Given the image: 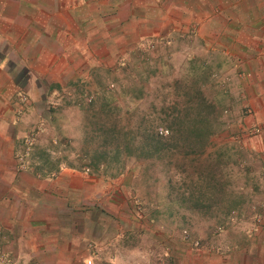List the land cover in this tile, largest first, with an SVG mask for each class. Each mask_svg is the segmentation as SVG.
Returning <instances> with one entry per match:
<instances>
[{"label": "rangeland", "instance_id": "1", "mask_svg": "<svg viewBox=\"0 0 264 264\" xmlns=\"http://www.w3.org/2000/svg\"><path fill=\"white\" fill-rule=\"evenodd\" d=\"M196 29L169 45L144 38L118 48L115 37L88 70L21 90L19 166L28 161L42 175L84 171L123 187L113 196L118 213L106 219L119 236L110 231L113 240L92 264H245L264 255V122L249 116L229 58L205 55ZM140 118L155 132L167 130L170 150L159 159L122 152L126 140L137 146ZM175 118L193 122L199 140L174 147Z\"/></svg>", "mask_w": 264, "mask_h": 264}, {"label": "crops", "instance_id": "2", "mask_svg": "<svg viewBox=\"0 0 264 264\" xmlns=\"http://www.w3.org/2000/svg\"><path fill=\"white\" fill-rule=\"evenodd\" d=\"M191 26L205 55L229 58L230 70L241 76L236 88L249 116L264 122V0H0L3 264H84L108 248L111 230L119 236L106 219L118 211L113 196L122 195V186L84 171L59 168L42 175L28 161L20 168L16 158L26 134L14 113L24 109L21 90L38 89L47 79L60 84L88 70L111 41L118 39V48L144 38L169 45L178 34L190 36ZM245 264H264L263 252L247 256Z\"/></svg>", "mask_w": 264, "mask_h": 264}, {"label": "trees", "instance_id": "3", "mask_svg": "<svg viewBox=\"0 0 264 264\" xmlns=\"http://www.w3.org/2000/svg\"><path fill=\"white\" fill-rule=\"evenodd\" d=\"M99 111H103L102 107H100ZM187 118V116H184ZM198 124V120L195 122ZM101 126L100 128H102ZM171 127L173 131L171 132V136L175 137L173 139L174 147H179L180 142L185 141V145L187 144L186 138H189V136L192 137L194 140H199L200 137V131L197 127L193 125V122L190 125L185 124V120L183 118L180 119H174L171 122ZM99 130V134L101 136H105L106 130ZM139 130L136 132V134H139V136H136L138 138L137 146L134 148V146L129 141H124L122 148L125 153V156L129 154L130 148L134 149V151L137 153L138 158L140 159H152V158H160L162 157L167 151L170 150L168 138L165 137L167 134V130H157L156 132L151 128L149 125H145L144 118H140L138 122ZM107 133V132H106ZM132 133V132H129ZM106 139V137H105ZM105 141V140H104ZM115 156V155H114ZM113 156V157H114ZM100 158V154L91 156L89 159L91 163H95L97 159ZM89 161V160H88ZM97 163V162H96ZM100 164V163H99ZM96 164V169L100 168V165ZM122 168H117L116 173L121 172Z\"/></svg>", "mask_w": 264, "mask_h": 264}, {"label": "built area", "instance_id": "4", "mask_svg": "<svg viewBox=\"0 0 264 264\" xmlns=\"http://www.w3.org/2000/svg\"><path fill=\"white\" fill-rule=\"evenodd\" d=\"M20 168H23L22 166H20ZM84 264H92L90 260H86Z\"/></svg>", "mask_w": 264, "mask_h": 264}]
</instances>
